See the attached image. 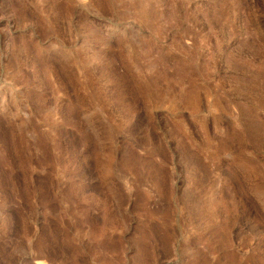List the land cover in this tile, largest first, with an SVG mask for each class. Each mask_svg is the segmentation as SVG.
I'll list each match as a JSON object with an SVG mask.
<instances>
[{
    "label": "rangeland",
    "instance_id": "374dc122",
    "mask_svg": "<svg viewBox=\"0 0 264 264\" xmlns=\"http://www.w3.org/2000/svg\"><path fill=\"white\" fill-rule=\"evenodd\" d=\"M264 264V0H0V264Z\"/></svg>",
    "mask_w": 264,
    "mask_h": 264
},
{
    "label": "bare ground",
    "instance_id": "6f19581e",
    "mask_svg": "<svg viewBox=\"0 0 264 264\" xmlns=\"http://www.w3.org/2000/svg\"><path fill=\"white\" fill-rule=\"evenodd\" d=\"M38 264H44V262H40V263H38Z\"/></svg>",
    "mask_w": 264,
    "mask_h": 264
}]
</instances>
